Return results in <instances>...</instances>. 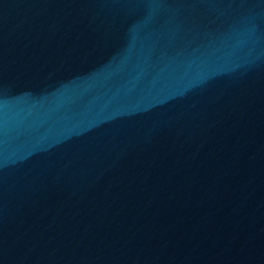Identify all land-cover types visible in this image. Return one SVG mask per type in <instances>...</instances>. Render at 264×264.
<instances>
[{
    "label": "water",
    "instance_id": "1",
    "mask_svg": "<svg viewBox=\"0 0 264 264\" xmlns=\"http://www.w3.org/2000/svg\"><path fill=\"white\" fill-rule=\"evenodd\" d=\"M0 264H264V0H0Z\"/></svg>",
    "mask_w": 264,
    "mask_h": 264
}]
</instances>
